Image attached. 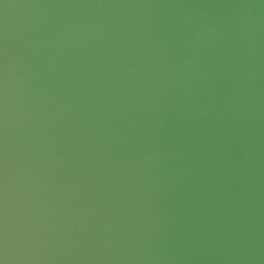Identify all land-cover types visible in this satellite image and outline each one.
I'll use <instances>...</instances> for the list:
<instances>
[{"label": "water", "instance_id": "1", "mask_svg": "<svg viewBox=\"0 0 264 264\" xmlns=\"http://www.w3.org/2000/svg\"><path fill=\"white\" fill-rule=\"evenodd\" d=\"M0 264H264V0H0Z\"/></svg>", "mask_w": 264, "mask_h": 264}]
</instances>
